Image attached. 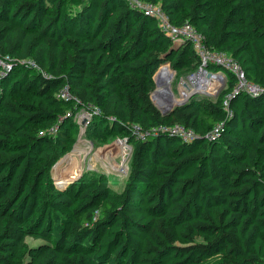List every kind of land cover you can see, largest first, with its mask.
Returning a JSON list of instances; mask_svg holds the SVG:
<instances>
[{
  "label": "trees",
  "instance_id": "trees-1",
  "mask_svg": "<svg viewBox=\"0 0 264 264\" xmlns=\"http://www.w3.org/2000/svg\"><path fill=\"white\" fill-rule=\"evenodd\" d=\"M143 1L261 90L209 63L220 92L163 115L155 73L201 66L189 39L126 0H0V264H264V0ZM82 109L88 137L132 145L120 191L104 172L55 181Z\"/></svg>",
  "mask_w": 264,
  "mask_h": 264
},
{
  "label": "rangeland",
  "instance_id": "rangeland-1",
  "mask_svg": "<svg viewBox=\"0 0 264 264\" xmlns=\"http://www.w3.org/2000/svg\"><path fill=\"white\" fill-rule=\"evenodd\" d=\"M8 66V61L0 57V73L1 70L5 72L6 69H8ZM165 68L162 69L163 71L161 68L159 69L161 70V81L160 79L158 80L157 77L159 70L155 73L156 88L152 93L153 101L162 110L167 107L168 104L178 105L179 100L177 98L180 99L181 97L180 90L185 86L184 83H188V81L191 82L192 79H195L197 71L200 70V67L189 70H175L174 77L172 76L169 82L164 83L165 80L171 77H169L171 73L167 72L168 68ZM203 69H207V67ZM208 69L210 68L208 67ZM223 83L224 84H219L216 94L219 93L225 85V82ZM164 87L173 93H171V98L168 99L167 106L162 105L161 95L159 94V90ZM198 93L201 92L196 89L190 94ZM88 118V112L82 109L79 112L77 119L80 124V134L78 141L76 142L77 144L72 151L64 154L52 168L55 181H59L58 183L60 184L61 181L68 180L64 183L65 185H68L69 183L78 180L86 171L104 172L109 178L111 187L115 191H120L127 179V173L129 171V162L127 160L129 154H127V150H129L130 144L120 136H113L104 143L90 136L88 137L85 130L86 123L89 120ZM84 121L85 123H83ZM27 241L30 245H35L40 242V240H35L31 237H28Z\"/></svg>",
  "mask_w": 264,
  "mask_h": 264
},
{
  "label": "built area",
  "instance_id": "built-area-1",
  "mask_svg": "<svg viewBox=\"0 0 264 264\" xmlns=\"http://www.w3.org/2000/svg\"><path fill=\"white\" fill-rule=\"evenodd\" d=\"M126 1L133 8L142 9L146 13L154 16L158 21L159 26L172 37L189 39L192 42L195 51L200 56L202 65L199 66L200 70L197 71L196 78L192 79L191 82L188 81V83L187 82L184 83L185 86L183 87V89L180 90V96H181L180 99L175 96L179 100L178 101L179 103L177 102L178 104L187 101L193 95L190 93L196 89L201 93L206 92L212 96L218 94V93L216 94V91L219 88V84H224L223 82H226L227 73L223 70L217 71V70L208 69L209 63L225 64L228 68L232 69L240 79L238 90L247 89L251 92H258L261 90V88L258 85L248 82L245 79V75L240 65L234 60V58H232L228 54L219 53L210 49L205 42L203 34L192 23L185 22L180 25L173 24L170 20L169 15L163 10L160 4L143 1V0H126ZM7 61L9 63L8 69H11L10 60ZM164 65H162L163 67L160 66L161 70L167 67L168 71L171 73V77L164 81V83L165 82L167 83L171 80L172 76L174 77L175 70L171 68L169 63H166L165 66ZM205 67H207V69H203ZM161 70H159L157 73L158 80L160 75L159 73ZM215 77L217 78V80H214L212 83L211 79H214ZM226 104H228L227 101ZM166 128L167 127H164V129ZM171 129L185 136L186 138L192 137L194 135V132L192 130H186L181 125H175L171 127ZM129 147L130 148L129 150H127V154H130L132 150V145H129Z\"/></svg>",
  "mask_w": 264,
  "mask_h": 264
},
{
  "label": "bare ground",
  "instance_id": "bare-ground-1",
  "mask_svg": "<svg viewBox=\"0 0 264 264\" xmlns=\"http://www.w3.org/2000/svg\"><path fill=\"white\" fill-rule=\"evenodd\" d=\"M164 69V68H163ZM166 69V68H165ZM163 71V70H162ZM167 72L168 73H170L168 70H167ZM160 74V73H159ZM167 75H169V74H167ZM171 76V74L169 75V77ZM159 79H160V75H159ZM214 80H217L216 78H214V79H212L211 81H212V83H213V81ZM160 81H161V79H160ZM163 81V80H162ZM171 93L172 92H170L169 90H167V88H162V89H160L159 90V94L161 95V100H162V105L163 106H167V104H168V99L169 98H171ZM173 94V93H172ZM169 105V104H168ZM68 180H63V181H61V183L60 184H64L65 182H67Z\"/></svg>",
  "mask_w": 264,
  "mask_h": 264
},
{
  "label": "water",
  "instance_id": "water-1",
  "mask_svg": "<svg viewBox=\"0 0 264 264\" xmlns=\"http://www.w3.org/2000/svg\"><path fill=\"white\" fill-rule=\"evenodd\" d=\"M175 106H176V104L175 105L174 104H170L167 107H165L163 110L162 109H160V110L163 113V115H169L170 112L174 109ZM83 123H85V121Z\"/></svg>",
  "mask_w": 264,
  "mask_h": 264
}]
</instances>
